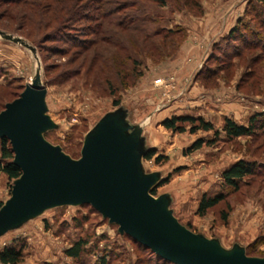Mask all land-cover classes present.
<instances>
[{"label":"rangeland","instance_id":"1","mask_svg":"<svg viewBox=\"0 0 264 264\" xmlns=\"http://www.w3.org/2000/svg\"><path fill=\"white\" fill-rule=\"evenodd\" d=\"M250 2L255 4L251 0H190L187 6L167 0L166 7L147 3L145 14L155 23H147L145 32L161 30L148 38L111 25L100 37L95 29L98 21L58 26L62 37L68 32L87 42L83 49L50 41L52 30L38 28L39 15L21 20L18 11L8 14L10 8L0 5V30L26 40L38 58L0 37V112L31 82L38 61L48 114L57 125L45 138L70 157H81L86 135L105 115L124 108L129 122L142 127L146 147L156 150L155 158H164L159 164L155 158L143 160L146 173H160L163 180L170 177L154 196L169 195L174 215L191 231L219 239L226 249L239 244L249 256L264 258V133L230 141L222 130L226 118L248 125L264 114V24L258 18L251 20L255 13L246 15ZM240 18L259 32L254 40L258 45L245 50L236 43L238 57L223 58L221 51H236L223 38ZM178 28L183 35H174ZM208 69L215 72L204 75ZM174 116L201 117L215 130L192 134L187 125L185 133L172 132L162 122ZM199 139L213 143L190 152ZM241 160L255 163L258 170L234 191L222 174ZM0 178V200L6 202L14 181L5 175ZM219 194L225 199L205 216L198 215L202 197ZM81 241L85 245L79 258L67 256L66 250ZM7 246L21 250L18 264H167L121 235L117 225L89 205L49 210L0 237V253Z\"/></svg>","mask_w":264,"mask_h":264},{"label":"water","instance_id":"2","mask_svg":"<svg viewBox=\"0 0 264 264\" xmlns=\"http://www.w3.org/2000/svg\"><path fill=\"white\" fill-rule=\"evenodd\" d=\"M0 37L37 58L36 48L23 38L2 30ZM46 97L38 61L31 82L0 112V139L10 142L13 163L22 172L0 208V237L49 210L89 205L121 235L173 264H264V258L249 256L239 244L226 249L219 239L191 231L174 215L169 195L152 194L163 178L145 172L150 149L142 127L129 122L124 108L97 123L84 139L81 157L74 159L45 138L57 129Z\"/></svg>","mask_w":264,"mask_h":264},{"label":"trees","instance_id":"3","mask_svg":"<svg viewBox=\"0 0 264 264\" xmlns=\"http://www.w3.org/2000/svg\"><path fill=\"white\" fill-rule=\"evenodd\" d=\"M181 4L189 5L190 0H178ZM253 1L248 4L246 7V15H251L255 13V17H251V20L254 21L255 18H258L260 21L259 24H264L262 19L264 18V0H251ZM147 3H154L160 7H166L168 5L167 0H93L91 3L86 5H81L80 0H0V5L9 7V10H6L5 13L10 14L12 11H18L19 19H27L29 15H39L42 21L40 22L39 29H48L51 31L52 38L50 41H63L64 43H71L70 47H81L82 49L87 46V42H81L76 39V36L71 33H66V36L63 34V29L59 28L62 24L67 21L73 23H83V22H95L98 21L96 25V33L103 35V32L107 31L108 25L115 27L130 28L134 31H138L140 34L146 35V37H153L159 35L161 30H155L153 34H147L145 32L147 23H155L154 19H149L146 16V5ZM196 5V4H194ZM199 5H197V8ZM128 14H122L123 10H128ZM21 14V15H20ZM13 16V15H12ZM14 17V16H13ZM45 18V19H44ZM253 18V19H252ZM255 22V21H254ZM53 23H56L57 27L53 28ZM258 23V22H256ZM251 22L245 21L240 18L237 21L236 26L231 29V31L223 38V43L230 46L231 49L236 50L234 53L221 51L224 55L223 58H236L240 54L238 49L240 46L236 45L239 43L245 50H249L252 47L258 45L259 32L254 30L250 26ZM51 29V30H50ZM65 29V28H64ZM110 31V30H108ZM170 31V30H169ZM183 35L182 29L174 30V35ZM51 35L49 37H51ZM61 35V36H60ZM145 37V38H146ZM64 39V40H62ZM89 44V43H88ZM234 44V45H233ZM221 50V49H220ZM64 51V50H63ZM214 56H212L213 58ZM211 58V59H212ZM221 61L224 59H220ZM207 69V68H206ZM211 69V68H210ZM208 69L204 75H211L215 71ZM213 71V72H212ZM203 73V72H202ZM119 103L116 102L115 105ZM256 116L250 119L248 125H239L233 119L226 118L223 132L226 135L228 140H235L243 137H254L258 135L259 132L264 133V114ZM262 119L263 122L259 123L258 120ZM163 127L167 130H170L175 133H185L187 131V125H190V133L194 134L198 131L210 132L214 131L215 127L211 122L204 120L203 118H195L192 116H174L172 118H167L162 122ZM219 132L216 131V135ZM213 142H205L203 139L197 140L192 147L190 152L201 149L204 145H212ZM156 156V150L150 149L145 155L144 159L149 161L154 159ZM14 153L12 151L10 142L7 139H1L0 144V176L5 175L8 180L14 181L21 176V170L14 163ZM164 158L158 156L155 158L157 164L163 162ZM257 165L248 161H239L236 164L229 167L222 174V178L227 187L231 188L234 191L239 190L241 182L247 178L256 175ZM170 177L163 180L160 185L161 187L164 184L168 183ZM155 188L152 191V194H156ZM225 199L224 194H219L216 196H207L204 195L200 201L198 207V215L205 216L208 210L214 208L220 204ZM4 202L0 200V208L3 206ZM191 230V229H190ZM127 236V235H126ZM129 237V236H127ZM131 238V237H129ZM132 239V238H131ZM139 246L144 247L134 239H132ZM85 242H77L70 249L66 250V254L72 258H79L84 249ZM145 248V247H144ZM150 251V253L157 259L167 264H173L169 261L164 260L163 258L154 254L150 249L145 248ZM22 253L21 250H18L14 246H7L0 253V261L3 264H18L21 261ZM105 260H103L104 262ZM102 264H106L105 262Z\"/></svg>","mask_w":264,"mask_h":264},{"label":"crops","instance_id":"4","mask_svg":"<svg viewBox=\"0 0 264 264\" xmlns=\"http://www.w3.org/2000/svg\"><path fill=\"white\" fill-rule=\"evenodd\" d=\"M1 176H3V174H2ZM1 176H0V177H1ZM0 179H1V178H0Z\"/></svg>","mask_w":264,"mask_h":264}]
</instances>
